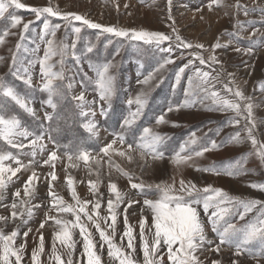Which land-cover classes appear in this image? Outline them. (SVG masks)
I'll return each mask as SVG.
<instances>
[{"label": "snow or ice", "instance_id": "6c2138e0", "mask_svg": "<svg viewBox=\"0 0 264 264\" xmlns=\"http://www.w3.org/2000/svg\"><path fill=\"white\" fill-rule=\"evenodd\" d=\"M222 0H211L208 7L212 9L213 5L219 6ZM169 9V19L172 20L170 25L171 34H166L160 31H148L145 29L125 28L116 25H103L88 19L85 15L63 11L58 6L49 5L44 7H32L21 0H0V19L10 20V28H21L19 34V41L15 45V50L11 52L10 64L8 68V76L13 81H19L24 85V91L18 90L15 83L9 82L5 76H0V141H3L7 146L16 149L14 154L12 151H7L3 146H0V207H10V216L0 215V222L7 225L9 220L15 223L18 219L21 224H27L28 220L34 215L33 209L39 208L41 204H32L37 192V183L44 179L48 182V193L50 197L49 212L46 213L45 219L40 223L39 229H43L48 221H53L58 227L54 232L52 239L51 253L49 260L52 264H73V251L75 249V241L73 240V229H79V234L83 239V254L86 255V264H104L101 256L97 251V243L92 238V233L87 227V222H94V227L99 233L103 248L107 245V255L114 264H138L135 256L136 247L134 244V226L128 221V208L134 204H140L141 201L129 198L125 200V193H122L117 183L109 181L108 188L114 194V199L107 200V210L109 215L105 217L99 216V209L101 208L100 199L95 201L84 200L81 201L76 188L74 186V178L71 175L66 177V184L70 190V194L74 203H68L62 196L53 190V181H57L58 177L55 172L56 162L62 159L58 156L60 148L65 149L64 155L67 157L70 167H78V163H72L75 158L76 161H84L85 166L91 172V166L88 165L90 152L84 148L85 141H80L71 149L70 144H60L58 137L61 132L60 124L62 121L66 122L67 117L65 111H62L66 102H72L75 112L71 113L73 119L79 118L85 122L82 124L83 129L89 134V139L95 138L99 135L98 122L95 120L97 111L101 116L108 117L111 110V102L116 95V77L111 73V69L115 67L112 61L103 63H92L89 61V67L95 72V79L88 76L84 72L82 61L89 58V54L94 52L95 44H89L85 47L79 48L77 45L81 40L82 27L86 26L91 29L101 30V33L112 34L115 37L126 38L137 53L143 52L136 42H143L145 45L152 46L156 53L160 54L161 59L157 61V67L154 68L143 81L138 83L149 85L151 81L157 83L163 82L161 76L162 70L168 65L175 64L173 59L174 49L188 50L198 49L191 53L192 59L188 63L179 67L175 81L176 85L180 84L186 69L193 68L194 71L191 76L187 78V89L185 90L186 97L203 96L210 98L213 106L222 112H231L234 115L229 117L227 123L238 128L243 121V128L231 133L228 137L217 143L215 140H209L206 145L201 144L199 151H191L185 153L184 146L180 151L176 152L171 158L170 162L178 169L183 166H195L194 158L203 157L205 153L214 149L223 147L226 143L242 144L249 142L252 146V153L261 162H264V141H261L255 135L256 120L254 117V103L252 98L245 95V93L235 85L234 74L228 73L229 79L222 84V88L231 96L222 95L220 91L216 90V84L221 83V76L223 74V64L214 54L216 49H227L231 44H222L219 40L209 46L212 54L207 58L202 54L205 50L204 44H193L185 40L175 27V19L171 17L172 0H167ZM128 5H125L127 7ZM234 16L237 17L233 25V31L226 34L237 41L247 43V47H236L234 51L252 55L254 49L264 46V31L255 25H264V2L257 3L253 0V6L249 7L247 4H242L240 0H236ZM16 9H30L35 14L36 20H42V30L38 34V39L46 45L44 55L39 57L35 55L39 52L40 44L36 43L35 39L29 40L28 34L30 32V25L34 21L29 20L25 22L19 15L14 14ZM12 10V11H10ZM249 17L250 13H258V19L240 20L239 15ZM227 14V13H226ZM52 18H60L66 22L67 27L65 33L67 35L68 27L71 28L75 39L71 44L64 41H57V31L62 27L60 23H53ZM73 22H80L81 26H74ZM251 26V32L247 37H243L241 33ZM14 35L9 30L0 32V45L5 44L6 37ZM255 37V39H254ZM173 40L175 44H173ZM111 43V40L108 41ZM167 42V47L165 43ZM33 44L35 47L29 48L26 45ZM26 54H32V59L26 60ZM116 54H119L117 49ZM54 58H57L54 60ZM5 58L0 56V61ZM71 60L78 70L81 79L76 81L75 76L67 75L71 69L67 68V61ZM196 61L200 66H207L209 71H203L202 67H196ZM39 63V77L40 82L34 84L33 82V68ZM220 70L213 75L216 67ZM141 67L143 65L141 64ZM79 83L83 89L78 95H72V90L75 84ZM92 88L98 93L99 101L107 103L108 108L103 104L97 105V100L89 101L85 92ZM264 90V86H262ZM37 93L46 94V99L43 104L52 109L51 112H45L44 118L41 120L35 108L33 107V100ZM150 95L149 91L139 92L133 99H129L127 104L131 107L136 105L134 111H129L126 117L122 118L119 124L120 132L114 133V139L100 148V152L109 157V168H115L123 176L129 180L130 188L137 190L138 194L143 195L141 219L139 220V236L142 240V264H164V256L160 254L161 246L166 247L167 259L171 264H203L198 255V252L205 250V245L213 246L210 250L220 253L222 247L227 246L234 249L233 256L235 257L232 264H241L239 257L248 254L255 261V264H260L264 260V201L255 199H243L236 196H230L226 191L220 188L207 186L204 188L198 187L192 181H186L182 176L177 184L176 177L173 176L171 181H161L158 183H147L142 178L136 177L132 172L122 168L115 163L111 157L117 154L126 158L128 161L133 160L130 154L134 151L133 143H127V147H114L119 143L124 145L126 142V133L136 123L137 119L143 115L144 109L148 104ZM15 105L16 108L23 113L31 116L36 120L35 130H29L28 127L22 125L21 119L16 114H9V106ZM191 101L186 99L182 105L169 106L167 112L179 111L181 107H188ZM167 112L162 113L156 118V123H166L165 117ZM45 121L48 122L45 126ZM244 133V135L241 134ZM218 134V132H217ZM27 140V144L17 142V138ZM47 137V140H46ZM31 138V139H29ZM54 145L56 150L47 148V144ZM165 142V137L155 131L151 127H144L140 131L136 148L140 149L139 156L144 164L141 168L148 165V159L152 161L162 160L165 156L161 146ZM186 144L197 143L195 133L192 138L185 142ZM25 148L29 151L25 152ZM111 150V151H110ZM47 151V158L37 161L38 154H43ZM24 154L31 157L27 163L20 159V155ZM15 163V167L11 163ZM95 163L100 164V160L96 159ZM246 159L242 156L234 162H229L225 165L217 166L213 163L207 168H197V170L210 171L214 174H221V172L233 176L246 173L245 164ZM48 165L51 169L46 176L42 177L36 171V166ZM30 172L27 179L23 183V196L21 189H16L13 193L14 199L10 205H5V190L8 185L13 182V177L19 180L17 173ZM111 173L109 172V176ZM97 180H89L88 185L90 191L94 194L98 193L99 173L97 172ZM50 178V180H49ZM139 180V182H135ZM250 187L257 188L264 191V183H251ZM151 196V198H149ZM122 203L126 204L124 208V225L125 229L123 235L120 237L121 243L117 244L114 240L115 225L117 222V209ZM93 205V213H89L88 205ZM147 209L151 216V223L149 217L143 215L144 209ZM53 211L55 214H52ZM203 213V216L201 215ZM66 214H71L74 219L69 220L63 218ZM251 214V215H250ZM85 217L82 221L81 216ZM100 220L107 224V228L111 229V234L101 227ZM111 221L108 223V221ZM149 229L151 235V243L149 237L145 235V230ZM39 229L37 230L39 232ZM208 229L215 234L216 240L209 239ZM29 228L23 233L27 238ZM19 235V227H16L11 232L5 234L3 227H0V264H21L23 259V251L26 245L21 243L18 247L15 246V239ZM127 238L126 245L123 241ZM57 241L66 250L65 258L62 259L61 254L57 251ZM218 241V242H217ZM45 240L42 232H39L38 246L32 250L31 261L32 264H41V255L44 253ZM211 264H222L220 260H213Z\"/></svg>", "mask_w": 264, "mask_h": 264}, {"label": "rangeland", "instance_id": "374dc122", "mask_svg": "<svg viewBox=\"0 0 264 264\" xmlns=\"http://www.w3.org/2000/svg\"><path fill=\"white\" fill-rule=\"evenodd\" d=\"M32 7H44L54 5L58 6L63 11L76 12L85 15L88 19L103 24V25H116L125 28L145 29L148 31H160L166 34H171L170 25L172 20L169 19V9L167 0H21ZM211 0H172L171 17L175 19V27L179 34L187 41L193 44H204L205 50H202V54L207 58L211 53L209 46L213 45L219 38L222 44L231 41V44L227 49L220 48L215 50V55L223 64V74L221 76V83L216 84V90L220 91L222 95L232 98L222 88V84L226 83L229 79L228 73L234 74L235 85L238 86L246 96L252 98L254 103V117L256 120V132L255 135L261 141H264V46L254 49L252 55L244 53H238L234 51L236 47H247V43L243 41H237L231 36L226 34L233 31V25L237 17L234 16L235 8L233 7L236 0H222V3L217 6L213 5L212 9H209L208 5ZM242 4H247L249 7L253 6V0H240ZM264 2V0H257V3ZM125 5H128L125 7ZM12 11V10H10ZM227 13V14H226ZM14 14L19 15L25 22L32 20L34 23L30 25V32L26 34L29 40L35 39L36 43L40 44L39 52L35 55L42 57L46 45L38 39V34L42 30V20H36L35 14L30 9H16ZM240 20L245 19H258V13H250L249 17H244L242 12L238 17ZM53 23H60L62 27L57 31V41H64L67 44H71L75 39L74 33L71 28L68 27L67 35L65 28L66 22L60 18H52ZM10 20L0 19V32L9 30L14 35L7 36L6 42L0 45V56L4 57L3 61H0V76H5L9 82L15 83L18 90L23 92L24 85L19 81H13L8 76V68L11 58V50H15V45L19 41V34L21 28H10ZM74 26L80 27V22H73ZM255 27L264 31V25L257 24ZM251 26L247 27L241 35L247 37L251 32ZM255 39V37H254ZM111 40V43L108 41ZM95 44L94 52L89 54V58L82 61L83 71L88 74L89 77L95 79V72L89 67V61L92 63H103L112 61L115 67L111 69V73L116 77V95L111 102V110L108 113V117L105 118L99 114L95 120L98 122L99 135L95 138L89 139V134L83 129L82 124L85 122L79 118L73 119L71 113L76 109L73 107L72 102H66L62 111H65L67 121H62L60 124L61 132L58 137V142L62 145L70 144L71 149H74L75 145L80 141H85L84 148L90 152V158L87 162L91 166V172L88 167L85 166L84 161H76L73 159L72 163L77 164L78 167H70L67 157L64 155L65 149L60 148L58 150V156L62 157L56 162L55 172L58 177L57 181H53V190L64 198L68 203H74L72 200L70 190L66 184V177L71 175L74 178V186L81 199V201L89 200L95 201L100 199L101 208L99 211L100 217L108 216L107 200L109 198L114 199V194L110 192L108 188L109 181L117 183L119 190L125 193V200L132 198L140 200V204H134L128 208L127 216L129 224L134 226L136 247L135 256L138 260V264H142V240L139 236V220L141 219V209L143 207L142 200L143 195L138 194L137 190L131 189L129 180L126 176H123L115 168H109V157L105 156L99 150L114 139V133L120 132L119 124L122 122V118L128 115V112L134 111L136 105L131 107L127 104L129 99H133L141 91H149L150 95L148 104L144 109L143 115L139 117L136 123L126 133V142L124 145L117 143L114 147L126 148L127 143H133L134 151L130 154L133 156V160L130 162L126 158L117 154H113L111 159L119 164L122 168L132 172L136 177L142 178L147 183H158L161 181H171L173 176L176 177L177 184L181 176L186 181L194 182L198 187L204 188L212 186L214 188H220L226 191L230 196H236L243 199H255L264 201V191L257 188L250 187L251 183H264V162H261L257 157L251 155L252 146L249 142L242 144L226 143L219 149H214L204 154L203 157L194 158L195 166H183L177 168L170 162V158L178 151L182 146L186 151L182 154H188L191 151H199L200 145H206L209 140H215L220 143L231 133L243 128V121L238 128L230 126L227 121L229 117L234 114L231 112L218 111L212 104L210 98H204L201 96L186 97L185 90L187 89V78L192 75L194 69H186L184 76L182 77L180 84L176 85L175 76L179 67L188 63L189 59H192L191 53L198 51V49L180 50L174 49L173 59L175 64L168 65L161 72L163 77L162 83L157 81H151L149 85H143L138 81H143L144 78L157 67V61L161 59L160 54L156 53L154 48L149 45L143 44V42H136L137 45L143 49L142 54L137 53L131 46V43L122 37H115L112 34L101 33V30L91 29L86 26L82 27L81 40L77 45L78 49L85 47L89 44ZM173 44L175 41L173 40ZM30 49L35 47L33 44H27ZM167 47V42L164 45ZM117 49L119 54L117 55ZM32 54H26V60L32 59ZM57 58H54V60ZM141 64L143 67H141ZM196 67H202L203 71H209L207 66H200L196 61ZM216 71H213V75L220 70L219 66H215ZM67 68L71 69L67 72V75L75 76L76 81L81 79L78 74V70L75 68L73 62L69 59L67 61ZM40 65L37 63L33 68V82L38 84L40 82L39 77ZM83 91L79 83L75 84L72 90V95H78ZM85 96L89 101L97 100L98 104L93 107H98L99 104H103L105 108H108L107 103L99 101L98 93L92 88H89L85 92ZM46 99V94L37 93L33 100V107L35 108L38 117L42 120L45 112H51L52 109L43 104V100ZM191 101V105L188 107H181L179 111L167 112L169 106L182 105L185 100ZM167 112L165 117L166 123L157 124L156 118L162 113ZM9 114H16L21 119L22 125L28 127L29 130H35L36 120L33 117L23 113L16 108L15 105L9 106ZM48 122L45 121V126ZM144 127H151L162 136L165 137V142L161 146V150L164 151L165 156L162 160L152 161L149 157L148 165L142 170L141 165L144 161L140 159L139 151L136 148V142L140 135V131ZM218 132V134H217ZM195 133L197 143L186 144L192 138V134ZM244 135L243 132H241ZM31 139V138H29ZM47 140V137H46ZM17 142L27 144V140L23 138H17ZM0 146H3L5 150L12 151L14 154L16 149L7 146L3 141H0ZM47 148L50 150H56L54 145L50 142L47 144ZM25 152L29 149L25 148ZM111 151V150H110ZM244 157L247 161L245 167L246 173L239 175L229 176L223 172L217 175L210 171L197 170V168L203 169L211 166L215 163L217 166H223L229 162H234L241 157ZM31 157L21 154L20 159L25 163ZM47 158V151L43 154H38L37 161L42 163L43 159ZM100 160V164L97 165L95 160ZM11 163L15 167V163ZM48 165L42 167L37 165L36 171L42 177L50 171ZM97 172L99 173L98 193L94 194L90 191L88 181L97 180ZM109 172L111 175L109 176ZM30 172L17 173L19 180L13 177V182L10 183L5 190V205H10L14 199L13 193L16 189H21V195L23 196V183L27 179ZM50 180V178H49ZM135 182H139L136 180ZM48 193V182L41 179L37 183V192L35 199L32 200V204H41L39 208H34V215L28 220V223L21 224L18 219L15 223L11 220L4 225L0 222V227H3L5 234L11 232L16 227H19V235L15 239V246H19L21 243L26 245L23 251V259L21 264H32L31 253L34 248L38 246L39 232H42L45 240L44 253L41 255V264H52L49 260L51 253L52 239L54 232L58 230V227L53 221H48L43 229H39L40 223L45 219L46 213L49 212L50 197ZM151 198V196L149 197ZM125 203H122L117 209V222L115 225V237L114 240L117 244L121 243L120 237L123 235L125 225L124 208ZM89 213H93V205H88ZM10 207H0V215L10 216ZM52 214H55L53 211ZM94 215V213H93ZM143 215L149 217V223H151V216L148 210L145 208ZM203 216V213L201 214ZM251 215V214H250ZM63 218L72 220L74 216L66 214ZM82 221L85 220L83 215ZM111 221L109 220L108 223ZM101 227L106 229L111 234V229L107 228V224L100 220ZM87 227L92 233L93 240L97 243V251L101 256L104 264H114L109 260L107 255V245L103 248L100 247L101 243L99 233L94 227V222H87ZM29 228L32 229L29 232L27 238L23 236V233ZM39 229V232L37 231ZM73 240L75 243V249L73 251L72 259L73 264H86L87 257L83 254V239L79 234V229H73ZM145 235L149 237L151 243V235L149 229L146 228ZM209 239L216 240L215 234L208 229ZM218 242V241H217ZM126 245L127 238L123 241ZM213 246L205 245V250L198 252L203 264H211L213 260H220L222 264H232L234 249L227 246L222 247L220 253L210 250ZM57 251L61 254L62 259L65 258V249L57 241ZM160 254L164 256V264H171L167 259L166 247L161 246ZM241 264H255V261L248 254L239 257ZM260 264H264V260H261Z\"/></svg>", "mask_w": 264, "mask_h": 264}]
</instances>
